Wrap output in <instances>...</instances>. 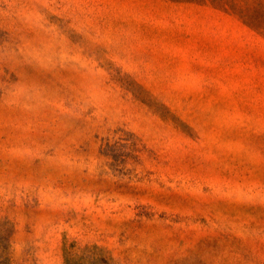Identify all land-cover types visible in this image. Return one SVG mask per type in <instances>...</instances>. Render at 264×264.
Returning <instances> with one entry per match:
<instances>
[{"label":"rangeland","instance_id":"374dc122","mask_svg":"<svg viewBox=\"0 0 264 264\" xmlns=\"http://www.w3.org/2000/svg\"><path fill=\"white\" fill-rule=\"evenodd\" d=\"M0 264H264V0H0Z\"/></svg>","mask_w":264,"mask_h":264}]
</instances>
